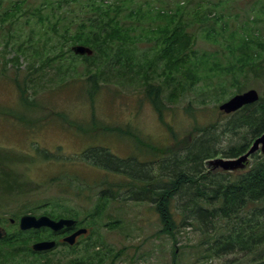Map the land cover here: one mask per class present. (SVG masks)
<instances>
[{"label":"rangeland","instance_id":"obj_1","mask_svg":"<svg viewBox=\"0 0 264 264\" xmlns=\"http://www.w3.org/2000/svg\"><path fill=\"white\" fill-rule=\"evenodd\" d=\"M42 1L19 0L20 9L15 8L13 16L4 12L5 5L0 7V217L4 216L3 223L8 225L9 217L24 213H72L90 231L74 246L65 243L43 256L32 253V242L22 247L17 243L14 250L3 248L0 242V250L14 259L10 262L1 256L0 264H255L261 260L264 244L260 253L220 256L208 253L200 243L202 234L193 227L169 233L153 202L131 199L136 186L128 175L101 166L112 168L115 164L109 153L134 159L130 161L133 172H141L144 161L154 156H158V164L171 161L175 152L182 153L192 135L199 132L214 134L211 139L218 153L210 159L219 158V149L231 143H223L221 138L219 144V133L225 137L223 125L232 117L220 105L250 88L264 95V72L260 77L234 80L232 76L219 78V67L209 68V73L203 68L190 86L185 71L176 68L169 77L162 72L164 63L155 69H140L156 58L150 52L155 41L146 38L133 46L134 68H129V80L120 79L118 67H106V77H100L96 67L81 64L82 59L76 57L80 55L74 56L70 50L54 65L46 62L49 56L39 55L51 50V42L59 38L55 26L47 25L39 14L42 10L46 17ZM135 1L173 9L179 0ZM229 8L234 29L250 20L264 38V0H232ZM248 10L252 12L250 18ZM253 13H259L261 19L254 22ZM188 30L194 35L198 52L212 53L214 60L218 56L217 62L220 58L223 65L234 64L218 43L204 37L202 23L196 21ZM251 44L264 55V43L259 40ZM212 62L210 66H214ZM92 76H96V84ZM181 80L186 86L177 101L165 100L163 94L169 95ZM26 82L30 90H37L31 102L19 89ZM92 84L93 95L87 89ZM239 84H243L242 90H238ZM157 91L163 98L159 108L152 98ZM205 127L208 132L202 131ZM87 149L96 164L85 159ZM158 164L147 166L157 167L154 172L166 178ZM103 190L107 194L114 191L115 199L106 198L100 204ZM98 211L100 214L94 216Z\"/></svg>","mask_w":264,"mask_h":264},{"label":"trees","instance_id":"obj_2","mask_svg":"<svg viewBox=\"0 0 264 264\" xmlns=\"http://www.w3.org/2000/svg\"><path fill=\"white\" fill-rule=\"evenodd\" d=\"M231 1L201 0L194 3L193 0H179L171 9L168 5H138L135 0H43L41 5L47 12L46 17L42 16V10L39 14L44 22L47 21V25L52 23L55 26L54 31L59 38L56 42H51V50L40 52L39 55L49 56V61L46 62L55 65L64 59L65 51L70 50L74 54L70 49L74 44L89 45L94 49L93 55H74L82 59L81 64L88 62L89 67H96L100 77H106V67H118L117 73L125 81L129 80V68H134L132 55L136 48L133 46L146 38L155 41L150 52L156 58L149 60L146 65L142 64V70L155 69L164 63L162 72L168 74L176 68L181 69L188 75L190 86L203 73V68H208L209 73V68L219 67V78L232 76L237 80L248 76L260 77L264 72V55L253 49L251 42L259 43L260 40L264 43V38L250 20L234 29L235 21H230L231 15L228 13ZM4 5V12L9 11L10 16L16 13L15 8L20 9L19 0H0V7ZM248 11L247 17L250 18L252 12ZM252 16L254 22L261 19L259 13H253ZM196 21L202 23L204 37L218 43L225 54L229 53L234 64L223 65L220 58L219 63L217 62V55L214 60L212 53L198 52L193 43L194 35L188 30ZM55 49L60 50L54 51ZM212 60L214 66H210ZM92 78L96 84V76ZM26 84H21L19 89L25 100L31 102L30 99L37 90L34 89L33 92L29 84ZM178 85L180 86H175L169 95L163 94L165 100L177 101L176 98L186 86L182 80ZM159 86L164 92V84ZM242 86L243 84H239L238 90H242ZM92 88L93 84L87 88L91 95L94 93ZM152 98L159 108L163 99L161 94L157 91ZM231 115L222 128L225 137L219 133V144H222V140L223 143L231 142L228 147L219 149L221 158L243 155L251 142L264 132V95L257 102L247 104ZM202 131L208 132L209 129L205 127ZM212 135L214 134L211 132L206 136L200 132L194 133L192 141L182 153L175 152L171 161L159 164L158 156H151V160L144 161L141 172H133L130 161L134 159L116 158L109 153L106 154L113 158L115 164L112 168L101 167L128 175L136 186L135 190H131V199L153 202L169 233L193 227L202 234L200 243L209 254L222 256L242 251L260 253L259 248L264 244V153H254L247 161L245 170L221 167L218 170L209 171L208 167L204 170L203 166L208 165L209 159L218 153L213 148L215 140L212 142ZM145 145L149 146L147 143ZM149 147L158 151L153 145ZM84 156L96 164L88 149L84 151ZM110 161L109 158L107 162ZM147 164L152 167L158 164L160 173L165 174L166 178L154 172L158 170L157 167L150 168ZM78 192L80 193H75ZM124 196L123 194L122 198ZM115 197L114 191L107 194L103 190L100 192V204L106 198ZM47 214L56 218L76 217L75 214L70 215L72 213ZM99 214L98 211L94 216ZM72 264H77V261ZM255 264H264V257Z\"/></svg>","mask_w":264,"mask_h":264},{"label":"water","instance_id":"obj_3","mask_svg":"<svg viewBox=\"0 0 264 264\" xmlns=\"http://www.w3.org/2000/svg\"><path fill=\"white\" fill-rule=\"evenodd\" d=\"M73 51L81 55H91L93 49L90 46L84 44H76L72 47ZM260 94L257 89L251 88L242 93H237L220 105V109L226 113H232L242 108L244 105L254 103L258 101ZM262 150L264 153V132L258 136L251 144L249 150L238 158H218L212 163L215 166H222L224 169H239L245 167L248 159L255 152ZM76 222L74 218L62 217L59 219H54L50 215L43 214L40 216L34 214H25L21 217V227L23 229L31 227H42L48 226L54 230H60L65 226H72ZM88 229L86 227L78 228L74 233L66 236L65 241L70 244H74L78 235L86 233ZM1 236V235H0ZM56 245L55 240H45L36 242L33 245L35 250H48Z\"/></svg>","mask_w":264,"mask_h":264},{"label":"flooded vegetation","instance_id":"obj_4","mask_svg":"<svg viewBox=\"0 0 264 264\" xmlns=\"http://www.w3.org/2000/svg\"><path fill=\"white\" fill-rule=\"evenodd\" d=\"M25 214V213H24ZM22 214L21 216H12L8 218V221L10 224H4L3 222H5V220L3 219V217H0V242L2 243V247H8L11 248L12 250L15 244H19V246L22 247L21 244L26 245L25 243H30L32 242V248L33 245L38 242V241H43V240H55L56 241V246L54 247V249L60 245H64L65 243H67L69 246H74L79 238L82 235H86V234H82L79 235L77 237L76 243L71 245L68 242H66L64 240V238L67 235H70L72 233H74L77 228H78V223H75V225L72 226H65L64 228L60 229V230H54L48 226H42V227H31V228H27V229H23L21 227V217L24 215ZM32 214V213H31ZM44 213H40V214H36L37 216H40ZM50 215V214H48ZM51 217H53L54 219H59L61 217H54L52 215H50ZM11 226L13 227V230L11 229ZM50 232V233H49ZM31 234V235H27L24 236V234ZM49 233V234H46ZM24 248V247H23ZM51 249L50 251L54 250ZM49 250L46 251H38V250H34L32 251V253L36 256H43L46 255L47 253L50 252ZM5 256V251L4 250H0V257ZM7 258V260H9L10 262H14V259L12 256L8 255L5 256Z\"/></svg>","mask_w":264,"mask_h":264}]
</instances>
